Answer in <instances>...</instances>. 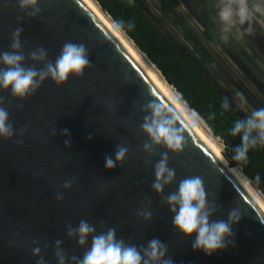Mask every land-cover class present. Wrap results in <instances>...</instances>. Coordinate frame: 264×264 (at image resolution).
I'll list each match as a JSON object with an SVG mask.
<instances>
[{"label":"water","instance_id":"water-1","mask_svg":"<svg viewBox=\"0 0 264 264\" xmlns=\"http://www.w3.org/2000/svg\"><path fill=\"white\" fill-rule=\"evenodd\" d=\"M39 7L41 12L30 17L18 0H0V51H12L11 34L22 27L26 57L42 46L55 62L63 44L72 41L86 45L92 66L60 85L49 78L24 99L0 89L6 97L0 106L8 110L17 133L0 137V264H37L35 241L46 264H58L57 239L69 258L82 257L91 237L81 247L66 234L68 224L75 227L81 220L94 225L96 233L114 227L117 239L138 247L158 238L168 245L174 264H264V211L104 22L84 0H39ZM24 63L43 67L31 59ZM153 99L178 113L186 137L182 152L163 146L151 155L143 150L148 137L140 124L147 113L141 106ZM64 129L70 137L61 134ZM117 145L129 152L117 167L107 169L105 156L114 159ZM233 149L234 144L231 157ZM165 151L176 178L163 196L175 192L185 177L201 176L209 201L218 205L212 219L226 220L234 207L243 214L233 225L235 246L207 255L192 248L195 233L185 236L174 227V214L151 187L153 166ZM69 180L72 185L65 189ZM57 193L64 199L57 200ZM142 209L152 212L151 220L138 215Z\"/></svg>","mask_w":264,"mask_h":264},{"label":"clouds","instance_id":"clouds-1","mask_svg":"<svg viewBox=\"0 0 264 264\" xmlns=\"http://www.w3.org/2000/svg\"><path fill=\"white\" fill-rule=\"evenodd\" d=\"M19 8L25 11L27 16L35 17L41 12L39 0H18ZM218 18L222 24V39L227 41L228 33L237 25L247 24L249 34L253 32V22L256 14H264V0H218L216 4ZM31 9V11H27ZM23 17H18L22 20ZM127 29L134 28L129 21ZM115 28L123 30L124 21H116ZM22 27H17L11 34L10 48L12 51H0V89L9 90L13 97L24 99L36 94L37 90L47 79H51L57 85L65 83L70 75L83 76L86 68L92 66L89 59V50L83 43L66 41L55 62L48 60V50L44 47H37L27 54L24 53L21 43ZM31 59L43 63V67L25 66V60ZM6 97L0 96V105H3ZM222 108L227 110L229 102L226 100ZM141 111L147 113L143 116L140 129L148 137L143 144V150L149 155L153 154L157 146L166 147L168 151L180 153L186 144L184 135L185 128L178 121V113L157 102L150 100L141 106ZM23 130H20L22 134ZM16 133L14 125L9 122V112L5 107L0 106V137L12 138ZM70 137L67 129L61 133ZM231 135L242 136V144L233 149L232 160L237 163L248 162V152L258 144L264 145V107L254 110L246 119L235 121L231 129ZM91 139V136L88 137ZM19 142V141H17ZM65 146H70L71 140L65 139ZM168 151L160 154V159L154 164V182L152 189L162 196L169 210L174 214L172 223L174 227L185 236L196 234L192 241L194 250H203L205 254L211 255L218 250H224L229 245L235 246L233 225L242 219V212L239 208H232L227 219H212L218 211L215 200L209 201L208 193L204 187V180L201 176H189L179 181L175 192L163 196L164 188L173 183L176 178L175 168L169 167ZM129 148L122 145L116 146L115 158L111 155L105 156V167L114 169L118 162H123ZM151 163V161H145ZM257 181L259 177L256 178ZM72 181H65L63 187L70 188ZM57 200H63L61 193H57ZM151 204V200L148 201ZM145 221L152 219V212L142 209L138 212ZM264 223V220H261ZM66 234L69 238L76 239L81 247L88 244L91 237V245L87 247L82 257L75 255L68 257L62 248V241H55L54 255L58 264H174L171 256L168 255L169 247L158 238L148 241L147 245L125 243L123 239H117L116 229L109 227L107 231L96 233L94 225L86 220H81L77 226L68 224ZM36 246L32 249L33 255L40 257L37 264H46L43 256L40 255L41 248L39 241L34 242ZM47 247V245H45Z\"/></svg>","mask_w":264,"mask_h":264},{"label":"trees","instance_id":"trees-1","mask_svg":"<svg viewBox=\"0 0 264 264\" xmlns=\"http://www.w3.org/2000/svg\"><path fill=\"white\" fill-rule=\"evenodd\" d=\"M111 19L124 21V33L134 45L154 64L163 78L174 88L186 106L200 116L212 134L221 139L224 148L231 155L234 148L242 144V136L231 135L237 120L244 119L230 103L227 95L220 90L215 81L200 66L209 64L214 55L206 41L214 42L219 38L217 27L218 0H200L198 16L204 25L200 34L184 24H179L182 36L190 43L198 59L184 56L179 46L172 42L138 0H95ZM160 11L170 14L180 5V0H157ZM131 21L134 28L127 29ZM229 102L227 110L222 108ZM243 174L250 179L264 197V145L258 144L248 152V162L239 163ZM257 177L259 180L257 181Z\"/></svg>","mask_w":264,"mask_h":264},{"label":"rangeland","instance_id":"rangeland-1","mask_svg":"<svg viewBox=\"0 0 264 264\" xmlns=\"http://www.w3.org/2000/svg\"><path fill=\"white\" fill-rule=\"evenodd\" d=\"M138 1L170 40L179 46L184 56L198 61L190 43L182 36L179 24H184L191 30L200 34L202 33L203 25L197 14L199 0H180V5L170 14H164L160 11L157 0ZM256 20L264 27L263 14L258 13ZM217 27L221 41L216 43L205 42L208 47L212 48L216 61L211 64H201L198 62L218 87L224 93H227L232 105L246 119L254 110L264 107V93L257 87V84L251 77L245 74V70L241 64L250 69L252 76L256 78L258 76L264 85V54L260 52L257 44L250 38L248 32L245 31L244 25L234 27L227 34V41L222 39V24L219 18L217 20ZM190 110L202 128L218 141L232 159L231 155L224 148L221 139L214 136L204 120L192 109Z\"/></svg>","mask_w":264,"mask_h":264},{"label":"bare ground","instance_id":"bare-ground-1","mask_svg":"<svg viewBox=\"0 0 264 264\" xmlns=\"http://www.w3.org/2000/svg\"><path fill=\"white\" fill-rule=\"evenodd\" d=\"M84 1L104 22V24L111 30V32L117 37V39L122 43V45L130 52V54L137 60L140 66L156 83V85L165 94V96L174 105V107L179 111V113L184 117V119L205 141V143L214 151V153L222 160V162L229 168V170L235 175V177L240 181V183L244 186V188L248 191V193L253 197V199L264 211V197L258 191L254 183L251 180H248L243 175L239 166L233 165V160L230 158L227 152L224 151L222 146L214 137H212L202 128L196 118L191 114V110L188 109V107L179 97L178 93L174 90V88L166 82V80L163 78V76L157 70L154 64L147 58L144 53L138 50V48L134 45L133 41L126 35V33H124L122 30H117L115 28V23L113 22L111 17L99 7L98 3L95 0Z\"/></svg>","mask_w":264,"mask_h":264},{"label":"flooded vegetation","instance_id":"flooded-vegetation-1","mask_svg":"<svg viewBox=\"0 0 264 264\" xmlns=\"http://www.w3.org/2000/svg\"><path fill=\"white\" fill-rule=\"evenodd\" d=\"M200 1V0H199ZM200 5V4H199ZM199 10V8H198ZM197 14H198V11H197ZM264 15V14H263ZM199 17V16H198ZM200 19V18H199ZM257 19V14L255 15V18H254V22H253V32L251 34H249L250 38L257 44V47L258 49L260 50V52L262 54H264V27L262 25L259 24V22L256 20ZM218 20V19H217ZM201 21V20H200ZM202 23V22H201ZM203 25V23H202ZM245 27V28H244ZM244 29L245 31H247V24L244 25ZM203 29H204V25H203ZM203 32V31H202ZM248 32V31H247ZM221 41V38H220V35H219V38H217L216 41L212 42V43H216V42H220ZM209 43V41H206ZM208 47V46H207ZM210 49V51L212 52V54L214 55V52L212 50L211 47H208ZM262 59V58H260ZM216 61V57L214 55V60L211 62V63H214ZM209 63V64H211ZM241 64V63H240ZM241 66L244 68V72L245 74L249 75L251 77V79L257 84V87L259 89H261L264 93V85L261 83L260 79L254 76H252V73H250V69L247 68L246 66L242 65ZM218 86V85H217ZM221 90V89H220ZM222 91V90H221ZM223 92V91H222ZM227 95V93H225ZM228 97V95H227ZM229 99V97H228ZM230 101V100H229ZM231 103V102H230ZM232 104V103H231ZM234 106V105H233ZM238 111V110H237Z\"/></svg>","mask_w":264,"mask_h":264}]
</instances>
